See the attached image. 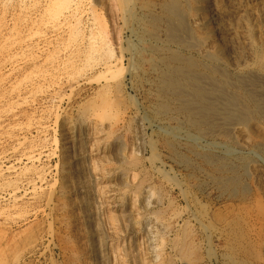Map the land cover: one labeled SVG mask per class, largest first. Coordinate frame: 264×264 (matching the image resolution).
<instances>
[{
	"label": "rangeland",
	"instance_id": "obj_1",
	"mask_svg": "<svg viewBox=\"0 0 264 264\" xmlns=\"http://www.w3.org/2000/svg\"><path fill=\"white\" fill-rule=\"evenodd\" d=\"M49 1L0 0V264H89V246L78 221V209L73 201L75 196L72 197V193L68 191L70 188L62 182V129L72 121L76 131L82 137L85 135L81 137L83 151L85 150L82 159L85 161L81 160V164L88 166L85 178H88L92 192L94 217L97 216L94 218V230L100 232V243H105V264H264V119L261 120L258 113L252 110L257 104L250 102L248 121L252 120L251 123H258L260 126L247 128L245 134L249 135L245 136L250 147L248 146L247 151L239 152L229 138L230 125L235 122L237 113L226 116L225 119V112L218 109L219 116L216 114L215 120L212 119L211 127L208 125L209 119L206 122V119L197 117L195 119L198 123L201 121V125L190 126L189 129L187 118L176 109V103L166 105L157 92V77L161 68L159 71L153 70L150 64L152 59L158 62L157 58H162L163 55H177L193 58L198 63L204 62V46L198 44V47L196 43H200L204 37L213 38V33L210 29L209 33L195 26L194 0H177L178 5L176 2L174 5L182 14L181 27L191 32L192 43L189 42L185 47L184 43L175 41L169 48L161 46L168 35L164 20L166 16L160 14L164 13L165 0H71L77 6L73 5V9L65 13L62 25L59 24L60 28L59 25L47 24ZM236 1L252 6L251 0ZM260 1L257 9L264 15V0L262 3ZM220 2L217 0V3ZM199 12L205 17L209 15V8L205 7ZM237 14L230 18V23L235 25H232L234 29L237 27L235 34L239 33L233 34L234 48L239 55L237 58L245 60L248 66L241 65L232 70L226 65H216V62L211 61L209 64L206 60L210 68L206 70L207 74H215V78L220 79V73L224 70V74L233 75V78L240 76L241 79H238L242 81L243 78L247 84L253 76L263 80L264 27L257 29V22L252 19L250 24L253 28L250 26L249 32L252 33L250 36L253 45H246L240 36L242 20L240 13ZM261 21L264 20H260L258 25ZM149 34L155 35L152 43L157 45L156 50L158 48L154 58L149 52V44L140 42V45L138 42L142 40L141 36ZM73 35L77 36L74 39L76 41L72 39ZM88 36H99L104 41L98 39L99 50L94 55L89 50L91 38ZM53 38L55 42L52 41ZM70 38L73 43H70L71 40L67 42ZM41 43L43 46H40ZM69 43L67 49L66 45ZM75 47L80 48L84 54ZM22 48L24 49L20 52ZM67 51L74 55L70 56ZM85 51L93 57H87ZM23 56H27V61ZM105 62L111 63L110 68L105 69ZM185 63L182 62L181 65L187 66ZM80 66L82 72L86 70L84 73L79 72ZM198 68L199 72L204 69L203 66ZM50 74H53L52 77ZM21 76L30 77L26 80ZM105 76L111 79L107 82ZM227 80L229 84L231 82L230 85L227 84L230 95L238 94L239 98H249L246 91L241 90L242 87L238 88L239 82L231 78ZM260 80L259 84L251 86L254 95H259L264 90V80ZM11 85H15V88ZM242 94H246L245 97ZM7 103L12 105L8 106ZM106 105H110V108ZM216 106L222 108L219 103ZM81 108L80 113L78 111ZM89 114L96 115V118H91ZM113 120L117 126L113 124ZM223 121L228 123L229 131ZM257 145L263 147V152L256 148ZM202 154L206 155V162L201 159ZM250 161L256 164L257 173L252 171L256 174L246 168ZM91 164L98 167L92 170L95 171L93 174L90 172L93 167ZM223 164L227 165L224 167ZM97 190H101V193ZM186 248L188 251L193 249L187 253Z\"/></svg>",
	"mask_w": 264,
	"mask_h": 264
},
{
	"label": "bare ground",
	"instance_id": "obj_2",
	"mask_svg": "<svg viewBox=\"0 0 264 264\" xmlns=\"http://www.w3.org/2000/svg\"><path fill=\"white\" fill-rule=\"evenodd\" d=\"M164 1V0H163ZM184 1V0H183ZM191 1V0H190ZM221 2H220V4L219 3H217V0H194V2H192L194 5V9H195V15L193 14V22H194V24H195V26L197 25V27L198 28H200V29H202V31L203 30H205V31H208L209 32V29L212 31V33H213V38H209V37H207V39H206V37H204V39L203 40H201L200 41V43L199 42H197V41H195V42H197L196 43V45L199 47V45L202 47V46H204V48L202 49L203 50V52H202V59H203V61L204 62H200V63H198L196 60H193V58H190V57H180V56H166V55H163V57L162 58H157V57H155V59L157 58V61L158 62H155L154 61V59H152L151 60V62H150V64H151V66H153V70H156V69H158V71H159V68H161V73H160V75H159V77H157L158 78V90L159 91H157L158 93H159V97L161 98V99H163V102L166 104V105H169V104H171V102H175L176 103V105H177V107H176V109L179 111V113L180 112H182V113H184L185 114V116H186V118H187V122L189 123H187L189 126V129H191V127L190 126H194V125H197V126H195V127H198L199 125H201V121H199V123L196 121L197 119H195V118H197V117H199V119L201 118V119H206V122H207V120L209 119V121H208V125H210V127H211V125L213 124V120H215V116H216V114L218 115V109H222V111L223 112H225L224 113V116L223 117H225V119H226V116H230V115H234V114H236L237 113V116L234 118V120H235V122L234 123H232L231 125H230V132H231V137L229 136V138H231L230 140H231V142L232 143H234L235 144V147L239 150V152L240 151H243V150H246L247 148H248V146L250 147V143H249V140L247 139V137L245 136V135H247V134H245L246 132H247V128H249L250 126H253V127H256L257 128V126L259 125L258 123H251V121L252 120H249L248 121V119H249V117H250V115H249V104H250V102H255V105L257 104V106L255 107V109H252V110H254V113L255 112H257L258 113V117H260V119L262 120V119H264V99L262 100L261 98H264V90L263 91H260L259 92V95H254V92H253V90L251 89L252 87V85H254L255 86V84H259L258 82H259V78L260 77H258V76H256V77H258V79L257 78H251V80H250V82L247 84L245 81H244V79L242 78V81L240 80L241 78H240V76H238V77H235V78H233V75L231 76V75H228L227 73H223V71H221V80L222 81H220V79H218V78H215V74L213 75V76H211V75H208L207 73V71L206 70H208V69H210V68H208V63H206V60H208V62H209V64H210V62L212 61L213 63H215L216 62V65L217 64H221V65H226L228 68H230V69H232V70H236L239 66L241 67V65H242V67L243 66H248L247 64H246V62H245V60H242V59H239V58H237V56H239L238 54H237V52H235V46H234V38H233V34H235V30L237 29V27L234 29V27H235V25H233V24H231L230 22H231V16H233V15H235V14H237V13H240V18H241V20H242V25L240 26V28H241V34H240V36H241V38H242V40H244V42L246 43V45H249V46H252L253 44H252V38H251V36L250 35H252V33L250 34V32H249V30L251 29V28H253V26L250 24L252 21V19L253 20H255V22H257V29H262L263 27H264V21H261V24L260 25H258L259 24V21L260 20H264L263 18H262V16H264V15H262L261 13H262V11H261V13H260V11L257 9V8H259V7H257V3L259 2V0H251V4H252V6H250V4L249 5H243L242 3H240V2H238V1H236V0H220ZM250 1V0H249ZM262 1V0H261ZM260 1V2H261ZM175 2H176V4H177V0H169V1H167L166 2V0L164 1V4H163V9H164V13H160V14H163V16L165 17V23H166V32H168V35L166 36V39H165V41L163 42V44H161V46H168V48H169V45H171L172 44V42H174V44H175V41H176V43H178V42H180V43H184L185 44V47L186 46H188V44H189V42H191V40H192V35L190 36V34H191V32H188V31H186V29H183L182 27H181V25L180 24H182V23H180V21H182L181 19V13H180V11H177L178 9H175L176 7L174 6L175 5ZM180 2V1H179ZM48 3V6H47V8H48V16H47V24L48 25H54V26H57V25H59V24H61L62 22H63V18H64V15H65V13L69 10V9H71L72 7H73V5H75V4H73V1H71V0H50L49 2H47ZM78 3V2H77ZM184 3H186V2H184ZM262 3V2H261ZM31 4V3H30ZM260 4V3H259ZM161 4H159V6H160ZM178 5V4H177ZM176 5V6H177ZM263 5V4H262ZM261 5V6H262ZM76 6H77V4H76ZM33 7V6H32ZM31 7V8H32ZM191 7V6H190ZM205 7H208L209 8V15H207V16H205V17H203V16H201L199 13V11L200 10H202L203 8H205ZM30 8V9H31ZM129 8V7H128ZM161 8V7H160ZM181 8V7H180ZM73 9V8H72ZM79 9V8H78ZM194 9H193V12H194ZM74 10H75V8H74ZM129 10H131L130 8H129ZM191 10H192V8H191ZM76 11V10H75ZM161 11V10H160ZM72 12V11H71ZM150 12V11H149ZM199 12V13H198ZM69 13V12H68ZM203 13V12H202ZM73 14H74V12H73ZM76 14V13H75ZM205 14V13H204ZM238 15V14H237ZM66 16V15H65ZM68 17H69V15H68ZM67 17V18H68ZM75 17V16H74ZM159 17V16H158ZM70 18V17H69ZM75 18H77V17H75ZM191 18V17H190ZM66 19V18H65ZM228 19V20H227ZM155 20V19H154ZM184 20V19H183ZM185 20H187L186 18H185ZM24 21V20H23ZM65 21V20H64ZM161 21V20H160ZM240 21V20H239ZM251 21V22H250ZM68 22H69V20H68ZM153 22V21H152ZM162 22V21H161ZM241 22V21H240ZM45 23V22H44ZM178 23V24H177ZM190 23V22H189ZM263 23V24H262ZM66 24H67V21H66ZM66 24H65V26H66ZM159 24V23H158ZM163 24H164V22H163ZM188 24V23H187ZM191 24H192V22H191ZM62 25V24H61ZM67 25H69V24H67ZM71 25V24H70ZM185 25V24H184ZM193 25V24H192ZM234 27H233V26ZM153 26V25H152ZM186 26V25H185ZM237 26V25H236ZM250 26H252L251 28H250ZM59 28H60V25L58 26ZM71 27V26H70ZM239 27V26H238ZM165 28V27H164ZM190 28V27H189ZM197 28V29H198ZM67 30V29H66ZM143 30H145V29H143ZM190 30V29H189ZM240 30V29H239ZM253 30V29H252ZM38 31V30H37ZM148 31H150V30H148ZM192 31V30H191ZM251 31V30H250ZM256 31V30H255ZM257 31H259V30H257ZM165 32V31H164ZM186 32V33H185ZM188 32V33H187ZM240 32V31H239ZM261 33H262V31H260ZM260 32H258L259 34H260ZM185 33V35H183ZM210 33V32H209ZM257 33V34H258ZM45 34V33H44ZM147 34V33H146ZM187 34V35H186ZM193 34V33H192ZM239 34V33H238ZM237 33L235 34V35H238ZM30 35V34H29ZM204 35V34H203ZM51 36V35H50ZM55 36V35H54ZM61 36V35H60ZM60 36H58V37H60ZM63 36V35H62ZM68 36V35H67ZM67 36H66V38H67ZM70 36V35H69ZM72 36V35H71ZM141 36V35H140ZM155 35H143V36H141L140 37V39H142V40H139L138 42H139V44H140V42H145V43H148L149 44V52H151V54H152V57L155 55L156 56V51L158 50V48H157V50L155 49L156 47L155 46H157V45H153V43H152V40L153 41H155V37H154ZM6 37H8V36H6ZM13 37V36H12ZM41 37V36H40ZM45 37V36H44ZM75 37H77V36H75ZM74 37V35H73V40L74 39H77V38H75ZM82 37V36H81ZM89 38H91V36H88ZM96 37H97V39H96ZM96 37H92L91 39H90V44H88L89 45V50L91 51V53L93 54V53H96V51H98L99 49H98V47H97V43H98V39L100 38L99 36H96ZM136 37H138V36H136ZM199 37H202L201 35L199 36ZM33 38V37H32ZM39 38V37H38ZM48 38H50V37H48ZM55 38H56V36H55ZM65 38V37H64ZM83 38V37H82ZM81 38V39H82ZM88 38V39H89ZM102 38V37H101ZM99 39L100 41H102V39ZM191 38V39H190ZM10 39V38H9ZM45 39H46V37H45ZM45 39H43V41L45 40ZM52 39V38H51ZM59 39V38H58ZM80 39V38H79ZM81 39H80V41H81ZM86 39H87V37H86ZM85 39V43H86V40ZM195 39V38H194ZM3 40V39H2ZM25 40V39H24ZM38 40V39H37ZM49 39H47V41H48ZM62 40V39H61ZM64 40V39H63ZM68 40H71V38L70 39H67V42H68ZM73 40H71V42L70 43H73L72 41ZM104 40V39H103ZM136 40H138V39H136ZM190 40V41H189ZM196 40V39H195ZM17 41V40H16ZM52 41H54V38H53V40ZM66 41V40H65ZM74 41H76V40H74ZM83 41V40H82ZM81 41V42H82ZM89 41V40H88ZM15 42V41H14ZM49 42V41H48ZM55 42V41H54ZM53 42V43H54ZM84 42V41H83ZM102 42H104V41H102ZM24 43V42H23ZM39 42H37V44H38ZM46 43V42H45ZM59 43V42H58ZM61 43V42H60ZM70 43L68 44V45H66L67 46V49H68V46L70 45ZM75 43V42H74ZM80 43V42H79ZM88 43V42H87ZM192 43V42H191ZM12 44V43H11ZM28 44V43H27ZM43 43H41V45L40 46H43L42 45ZM52 44V43H51ZM62 44V43H61ZM60 44V46L62 47L63 45H61ZM64 44V43H63ZM66 44V43H65ZM142 44V43H141ZM140 44V45H141ZM156 44V43H155ZM199 44V45H198ZM50 45V44H49ZM58 45V44H57ZM72 45V44H71ZM75 45V44H74ZM80 45V44H79ZM85 45V44H84ZM99 45H100V43H99ZM144 45V44H143ZM194 45V44H193ZM48 46V45H47ZM236 46H238V45H236ZM29 47V46H28ZM71 47V46H70ZM77 47H80V46H77ZM82 47V46H81ZM84 47V46H83ZM44 48V47H43ZM42 47H41V49H43ZM49 48V47H48ZM57 48H59V47H57ZM64 49H66L65 47H63ZM85 48V47H84ZM87 48V47H86ZM85 48V49H86ZM161 48V47H160ZM167 48V47H166ZM187 48H189V47H187ZM24 48H22V49H20V52H21V50H23ZM46 49H47V47H46ZM60 49V48H59ZM63 49V50H64ZM75 49H78V48H76L75 47ZM80 49V48H79ZM78 49V50H79ZM83 49V48H82ZM147 49V48H146ZM10 50V49H9ZM14 50H16V49H14ZM14 50H13V52H14ZM19 50V49H18ZM48 50V49H47ZM55 50H56V47H55ZM88 50V49H87ZM160 50V49H159ZM163 50V49H162ZM166 50V49H165ZM169 50V49H168ZM171 50V49H170ZM169 50V51H170ZM180 50V49H179ZM246 50H248V49H246ZM53 51V50H52ZM59 51H61V50H59ZM66 51V50H65ZM69 51H70V49H69ZM74 51V50H73ZM76 51V50H75ZM74 51V52H75ZM80 51V53H81V50H79ZM15 52H17V51H15ZM63 52V51H62ZM68 52V51H67ZM72 52V51H71ZM77 52V51H76ZM86 52L87 51H85V54H86ZM216 52V53H215ZM7 52H5V54H6ZM12 53V52H11ZM24 53V52H23ZM22 53V54H23ZM25 53H26V51H25ZM58 53V52H57ZM69 53V52H68ZM78 53V52H77ZM80 53H78L79 55H81ZM88 53H89V51H88ZM179 53V52H178ZM12 54H14V53H12ZM11 54V55H12ZM16 54V53H15ZM18 54V53H17ZM21 54V55H22ZM31 54V53H30ZM58 54H60V53H58ZM72 55H74L73 53H71ZM77 54V55H78ZM84 54V53H83ZM212 54V55H211ZM219 54V55H218ZM33 55V54H32ZM31 55V56H32ZM68 55V54H67ZM69 55H70V53H69ZM72 55H70V56H72ZM90 57H93V56H91V54H88ZM88 55L86 54V56L88 57ZM94 55V54H93ZM8 57H9V55H7ZM13 56V55H12ZM61 56V55H60ZM63 56V55H62ZM96 56V55H95ZM3 57V56H2ZM14 57V56H13ZM15 57H18V55H16ZM24 57V56H23ZM27 57V56H26ZM26 57H24L25 59H26ZM67 57V56H66ZM85 57V56H84ZM151 57V58H152ZM7 58V57H6ZM6 58H4L5 59V61H6ZM12 58V57H11ZM56 58V57H55ZM65 58V57H64ZM63 58V59H64ZM68 58V57H67ZM77 57L75 56V59H76ZM99 58V57H98ZM154 58V57H153ZM256 58V57H255ZM8 59V58H7ZM18 59V58H17ZM58 59V58H57ZM73 59V58H72ZM71 59V60H72ZM88 59V58H87ZM91 58H89L88 60H90ZM93 59V58H92ZM94 59H95V57H94ZM93 59V60H94ZM32 60V59H31ZM37 60H38V58H37ZM52 60V59H51ZM66 60V59H65ZM77 60V59H76ZM79 60H80V58H79ZM81 60H83L82 58H81ZM84 60H85V58H84ZM96 60V59H95ZM100 60V59H99ZM148 60H150V59H148ZM201 60V59H200ZM4 61V62H5ZM18 61V60H17ZM26 61H27V59H26ZM30 61V60H29ZM28 61V62H29ZM46 61V60H45ZM48 61V60H47ZM58 61V60H57ZM62 61V60H61ZM64 61V60H63ZM68 61V60H67ZM195 61V62H194ZM21 62V61H20ZM53 62V61H52ZM74 62H78V61H75L74 60ZM82 62V61H81ZM89 62V61H88ZM99 62V61H98ZM111 62V61H110ZM149 62V61H148ZM173 62H178V63H180V64H177V65H175V63L173 64ZM182 62H186L187 63V66H183V65H181V63ZM211 62V63H212ZM3 63V62H2ZM7 63V62H6ZM33 63V62H32ZM43 63V62H42ZM64 63V62H63ZM62 63V64H63ZM95 63V62H94ZM147 63V62H146ZM185 63V64H186ZM17 64V63H16ZM16 64H15V66H16ZM72 64V63H71ZM75 64V63H74ZM77 64V63H76ZM90 64V63H89ZM93 64V63H92ZM112 64H113V62H112ZM13 65V64H12ZM11 65V66H12ZM21 65V64H20ZM41 65V64H40ZM64 65H65V63H64ZM91 65V64H90ZM99 65H101V63L99 64ZM212 65V64H211ZM10 66V67H11ZM56 66V65H55ZM62 66V65H61ZM92 66V65H91ZM95 66V65H94ZM110 66H111V63H104V67H105V69H107V68H110ZM203 66V71H202V69H201V72H199L198 71V67H202ZM213 66V65H212ZM18 67H19V64H18ZM58 67V66H57ZM63 67H65V66H63ZM86 67H88V66H86ZM90 67V66H89ZM210 67V66H209ZM214 67V66H213ZM217 67H219V66H217ZM221 67V66H220ZM12 68V67H11ZM17 68V67H16ZM82 67L80 66V68H79V70L81 69ZM99 68V67H98ZM97 68V69H98ZM112 68V67H111ZM198 68V69H197ZM216 68V67H215ZM223 68V67H222ZM246 68V67H245ZM254 68V67H253ZM57 68H55V70H56ZM63 69V68H62ZM67 69V68H66ZM88 69V68H87ZM92 69L94 70V68L92 67ZM101 69V68H100ZM196 69V70H195ZM248 69V68H247ZM256 69V68H255ZM14 70V69H13ZM12 70V71H13ZM21 70V69H20ZM59 70V69H58ZM61 70V69H60ZM78 70V71H79ZM89 70V69H88ZM92 70V71H93ZM110 70V69H109ZM108 70V71H109ZM212 70V69H211ZM240 70V69H239ZM253 69H251V71H252ZM64 71H65V69H64ZM67 71V70H66ZM70 71V70H69ZM74 71H76V70H74ZM77 71V72H78ZM86 70H84V72H85ZM91 71V70H90ZM111 71V70H110ZM157 71V70H156ZM228 71V70H227ZM230 71V70H229ZM264 71V70H263ZM29 72V71H28ZM47 72V71H46ZM49 72V71H48ZM61 72V71H60ZM71 72V71H70ZM70 72H69V74H70ZM72 72H73V69H72ZM80 73H84V72H82L81 70L79 71ZM78 72V73H79ZM213 72V71H212ZM225 72V71H224ZM250 72V71H249ZM249 72H248V74L247 75H249ZM253 72V71H252ZM256 72V71H255ZM260 72V71H259ZM50 73V72H49ZM105 73V72H104ZM126 73V72H125ZM235 73V72H234ZM28 74V73H27ZM39 74V73H38ZM41 74V73H40ZM47 74V73H46ZM57 74V73H56ZM56 74H54V75H56ZM65 74V73H64ZM88 74V73H87ZM91 74V73H90ZM93 74V73H92ZM20 75V74H19ZM25 75V74H24ZM33 74H30V76H32ZM45 75V74H44ZM52 75L53 74H50V76L52 77ZM68 75V74H67ZM85 75V74H84ZM95 75V74H94ZM94 75H92V76H94ZM122 75H124V74H122ZM219 75V74H218ZM239 75V74H238ZM259 75V74H258ZM4 76V75H3ZM26 76V75H25ZM30 76H28V77H30ZM34 76H37V75H34ZM33 76V77H34ZM40 76V75H39ZM38 76V77H39ZM43 76V75H42ZM47 76V75H46ZM89 76V75H88ZM243 76H244V74H243ZM22 77V76H21ZM27 77V78H28ZM84 77H87V76H84ZM91 77V76H90ZM242 77V76H241ZM251 77V76H250ZM263 77V76H262ZM23 79L24 78H26V77H22ZM27 78H26V80H27ZM44 78V77H43ZM50 78V77H49ZM82 78V77H81ZM101 78V77H100ZM105 78H106V80H107V82L109 81L108 79H111V78H108L107 76H105ZM232 79L233 81L234 80H236L237 81V83L239 82L240 83V86L239 85H237V86H239L238 88H241V90L243 89L244 91H246V94H248V96H249V98L248 99H246V97H245V95L244 94H242V95H244V97H245V99L244 98H239L236 94H233V95H230V93H229V89H227V87H228V85L227 84H229L228 83V81L229 80H227V79ZM238 78H240V79H238ZM247 78V77H246ZM2 79V78H1ZM19 79V78H18ZM21 79V78H20ZM38 79V78H37ZM48 79V78H47ZM84 80H85V78H83ZM103 79V78H102ZM249 79V78H248ZM29 80V79H28ZM44 80V79H43ZM51 80H53V78L51 79ZM86 80H87V78H86ZM97 80V79H96ZM95 80V81H96ZM99 80V79H98ZM104 80V79H103ZM106 80H105V83H107L106 82ZM246 80V79H245ZM264 80V79H263ZM262 79L260 80V81H263ZM24 82H25V80H23ZM31 81V80H30ZM33 81V80H32ZM39 81V80H38ZM41 81V80H40ZM45 81V80H44ZM117 81V80H116ZM22 82V81H21ZM36 82V81H35ZM155 82V81H154ZM28 83V82H27ZM87 83V82H86ZM104 83V84H105ZM16 84V83H15ZM18 84V83H17ZM16 84V85H17ZM24 84V83H23ZM26 84V83H25ZM89 84H91V82H89ZM230 84H231V82H230ZM229 84V85H230ZM22 85V84H21ZM29 85V84H28ZM33 85V84H32ZM31 85V86H32ZM37 85V84H36ZM55 85H57V83L55 84ZM12 86V85H11ZM13 86H15V85H13ZM12 86V87H13ZM89 86V85H88ZM236 86V87H237ZM19 87V86H18ZM28 87V86H27ZM26 87V88H27ZM33 87V86H32ZM47 87V86H46ZM104 87V86H103ZM108 87H109V85H108ZM11 88V87H10ZM13 88H15V87H13ZM12 88V89H13ZM35 88V87H34ZM39 88V87H38ZM19 89V88H18ZM21 89V88H20ZM231 89V88H230ZM233 89V88H232ZM17 90V89H16ZM12 91V90H11ZM20 91V90H19ZM29 91V90H28ZM34 91V90H33ZM32 91V92H33ZM231 92V91H230ZM233 92V91H232ZM236 92V91H235ZM234 92V93H235ZM238 92V91H237ZM29 93H30V91H29ZM53 93V92H52ZM55 93H56V91H55ZM58 93V92H57ZM98 93V92H97ZM106 93H108V92H106ZM239 93V92H238ZM256 93V92H255ZM18 94H19V92H18ZM25 94V96L27 95L26 93H24ZM99 94H101V93H99ZM1 95V94H0ZM4 95V94H3ZM9 95V94H8ZM13 95V94H12ZM21 94H19V96H20ZM107 95V94H106ZM105 95V96H106ZM24 96V95H23ZM3 97V96H2ZM255 97V98H254ZM260 97V98H259ZM6 98V97H5ZM15 98V97H14ZM20 98V97H19ZM23 98V97H22ZM103 98L105 99L106 97H104V95H103ZM24 99V98H23ZM29 99V98H28ZM27 99V100H28ZM69 99V98H68ZM160 99V100H161ZM26 100V99H25ZM35 100V99H34ZM113 100H115V98L113 99ZM252 100V101H251ZM261 100L263 101V102H261ZM20 101V100H19ZM92 101V100H91ZM98 101V100H97ZM104 101H106V103H107V100H104ZM7 102V101H6ZM16 102V101H15ZM78 102V101H77ZM83 102V101H82ZM100 102V101H99ZM109 102V101H108ZM115 102H116V100H115ZM249 102V103H248ZM0 103H1V101H0ZM8 103H10V102H8ZM8 103H7V105H8ZM11 103H12V101H11ZM23 103V102H22ZM25 103V102H24ZM23 103V104H24ZM40 103V102H39ZM83 103H85V102H83ZM97 103V102H96ZM101 103V102H100ZM159 103H161V102H159ZM163 103V104H164ZM218 103L219 104H221L222 105V108L220 107V106H216V105H218ZM27 104V103H26ZM12 104H10V105H8V106H11ZM22 105V104H21ZM81 105H82V103H81ZM85 105H86V103H85ZM101 105H103V104H101ZM111 105V104H110ZM110 105H106L107 107H109L110 108ZM171 105H173V103L171 104ZM7 106V107H8ZM15 106V105H14ZM18 106H20V105H18ZM17 106V107H18ZM87 106H88V104H87ZM86 106V107H87ZM89 106H90V104H89ZM113 106V105H112ZM117 106V105H116ZM27 107V106H26ZM39 107H41V106H39ZM74 107V106H73ZM77 107H78V105H77ZM92 107V106H91ZM96 107V106H95ZM115 107V106H114ZM118 107V106H117ZM161 107V106H160ZM163 107V106H162ZM165 107H169V106H165ZM240 107H244L243 109L242 108H240ZM254 107V106H253ZM4 108H6V106H4ZM84 108H85V106H84ZM111 108H113V107H111ZM10 109H12L11 107H10ZM36 109V108H35ZM93 109H95L94 108V106H93ZM107 109V108H106ZM125 109V108H124ZM175 109V110H176ZM12 110H14V109H12ZM28 110V109H27ZM74 110H76V108L74 109ZM77 110H79V109H77ZM85 110V109H84ZM86 110H87V108H86ZM105 110V109H104ZM116 110V109H115ZM122 110V109H121ZM251 110V111H252ZM10 111V110H9ZM24 111H26V110H24ZM29 111V110H28ZM34 111V110H33ZM37 111H38V109H37ZM96 111H97V108H96ZM95 111V112H96ZM109 111H111V110H109ZM114 111V110H113ZM167 111H168V109H167ZM221 111V110H220ZM6 112V111H5ZM10 112H12V111H10ZM23 112V111H22ZM78 112H82V108H81V110H79ZM93 112V111H92ZM94 112V113H95ZM106 112H107V110H106ZM117 112H118V110H117ZM32 113V112H31ZM77 113V112H76ZM97 113V112H96ZM100 113V112H99ZM102 113V115H105V113H103V112H101ZM220 113H222V112H220ZM78 114V113H77ZM111 114H113V113H111ZM119 114H122V113H119ZM124 114V113H123ZM158 114V113H157ZM253 114V113H252ZM43 115V114H42ZM82 115V114H81ZM84 115V114H83ZM85 115H86V113H85ZM84 115V116H85ZM90 116L92 115V114H89ZM165 115V114H164ZM14 116V115H13ZM17 116V115H16ZM31 116V115H30ZM69 116V115H68ZM77 117H78V115H76ZM80 116V115H79ZM100 115H98V117H99ZM113 116V115H112ZM117 116V115H116ZM219 116V115H218ZM222 116V115H221ZM247 116H248V118H247ZM257 116V115H256ZM27 117V116H26ZM28 117H29V115H28ZM38 117V116H37ZM70 118H71V116H69ZM87 117V116H86ZM92 117H95L96 118V115L94 116H91V118ZM106 117V119L108 118L107 116H105ZM104 117V118H105ZM183 117V116H182ZM13 118V117H12ZM30 118V117H29ZM32 118V117H31ZM36 118V117H35ZM81 118V117H80ZM85 118V117H84ZM88 118H90V117H88ZM109 118H112L111 116H109ZM115 118V117H114ZM222 118V117H221ZM221 118H219V120L221 119ZM230 118V117H229ZM233 117H231V119H232ZM247 118V119H246ZM69 119V118H68ZM76 119V118H75ZM87 119V118H86ZM85 119V120H86ZM98 119H102V118H98ZM97 119V120H98ZM117 119V118H116ZM198 119V120H199ZM213 119V120H212ZM246 119V120H245ZM19 120V119H18ZM67 120V119H66ZM84 119H83V121H85ZM103 120V119H102ZM112 120V119H111ZM110 120V121H111ZM212 120V121H211ZM221 120H224V118H222ZM70 121V120H69ZM83 121H81V122H83ZM86 121H88V120H86ZM104 121V120H103ZM106 121V120H105ZM104 121V122H105ZM120 121V120H119ZM177 121V120H176ZM226 121V120H225ZM225 121H223L224 122V124L225 125H227V130L229 129L228 128V123H225ZM228 122L230 121V120H227ZM5 122V121H4ZM16 122V121H15ZM30 122V121H29ZM71 122V121H70ZM72 122H74V121H72ZM71 122V123H72ZM108 122H109V120H108ZM113 122H114V120H113ZM205 122V123H206ZM66 124V126L65 127H63V129H62V142H61V146H62V152H61V154H62V157H63V166H62V170H61V172H62V182H63V184L65 185V186H67V187H69L70 188V190H68V188H67V190L68 191H70L71 193H72V197H74L75 196V200H73V201H75V206H76V208L78 209V221H80V224H81V228H82V230H83V232H84V234H85V238L84 239H86L87 241H86V243L88 242V244H87V246H89V255H88V257H89V264H105L104 262V258H103V252H105V247H104V245H105V243L102 245L101 243H100V241H99V238H100V236H99V234L98 233H100V232H97V231H95L94 230V222L96 221V219H95V221H94V218H96V217H94V211H93V206H94V204L92 203V199H91V197H92V192H91V190L89 189V185H88V181H87V179L85 178V175H86V171L88 170L87 168H88V166L86 167L85 166V164H84V166L81 164L82 162H81V160L84 158V151H83V146H82V139H81V135L76 131V129H75V127H74V125L73 124ZM78 123V122H77ZM100 123V122H99ZM103 122L101 121V124H102ZM118 123V122H117ZM217 124L219 123V122H216ZM4 124V123H3ZM12 124V123H11ZM15 124H18V123H15ZM21 124V123H20ZM20 124H19V130L21 129L20 128ZM38 124V123H37ZM83 124V123H82ZM110 124V123H109ZM113 124H115V122L113 123ZM128 124V123H127ZM220 124V123H219ZM230 124V123H229ZM116 125V124H115ZM122 125V124H121ZM130 125V124H129ZM12 126V125H11ZM16 127H17V125H15ZM80 126V125H79ZM88 126V125H87ZM110 126V125H109ZM117 126V125H116ZM178 126V125H177ZM215 126V125H214ZM221 126V125H220ZM224 126V125H223ZM260 126V125H259ZM6 127V126H5ZM4 127V128H5ZM31 127V126H30ZM181 127V126H180ZM216 127V129H217V126H215ZM262 127V126H261ZM11 128V127H10ZM80 128V127H79ZM82 128V127H81ZM109 128H111V126L109 127ZM201 128V127H200ZM219 128H221V127H219ZM256 128H253V129H255V130H257ZM263 128V127H262ZM15 129V128H14ZM113 129V128H112ZM116 129V128H115ZM193 129V128H192ZM212 129V128H211ZM251 129V128H250ZM3 130H5V129H3ZM17 130V129H16ZM1 131V130H0ZM9 131V130H8ZM110 131H111V129H110ZM110 131H109V133H110ZM115 131V130H114ZM117 131V130H116ZM173 131H174V129H173ZM195 131V130H194ZM213 131H215V130H213ZM218 131V130H217ZM216 131V132H217ZM224 131V130H223ZM229 131V130H228ZM87 132V131H86ZM113 132V131H112ZM111 132V133H112ZM172 132V131H171ZM210 132V131H209ZM209 132H208V134H209ZM212 132V131H211ZM2 133H4L3 131H2ZM85 133V132H84ZM97 133V132H96ZM113 133H115V132H113ZM117 133V132H116ZM214 133V132H213ZM221 133V132H220ZM219 133V134H220ZM242 133V134H241ZM249 133V132H248ZM7 134H8V132H7ZM23 134V133H22ZM87 134V133H86ZM172 134V133H171ZM198 134V133H197ZM200 134V133H199ZM202 134V133H201ZM204 134V133H203ZM5 135V134H4ZM91 135V134H90ZM90 135H88V136H90ZM95 135V134H94ZM189 135V132H187V136ZM205 135V134H204ZM249 135V134H248ZM247 135V136H248ZM0 136H2L1 134H0ZM6 136V135H5ZM9 136V135H8ZM14 136V135H13ZM12 135H11V137H13ZM15 136H17V135H15ZM23 136V135H22ZM85 136V135H84ZM83 136V137H84ZM117 136V135H116ZM217 136V135H216ZM82 137V138H83ZM87 137V136H86ZM190 137V136H189ZM9 138H10V136H9ZM17 138V137H16ZM19 138V137H18ZM24 139V138H23ZM27 139V138H26ZM178 139V138H177ZM201 139V138H200ZM257 139H259V138H257ZM95 140H96V138H95ZM19 141V140H18ZM26 141V140H25ZM117 141V140H116ZM198 141H200V140H198ZM0 142H1V140H0ZM42 143H43V141H41ZM94 142H96V141H94ZM18 143V142H17ZM20 143H21V141H20ZM19 143V144H20ZM22 143H23V141H22ZM42 143H40V144H42ZM170 143V142H169ZM30 144H31V142H30ZM171 144V143H170ZM259 144V143H258ZM262 145V144H261ZM19 146H21V145H19ZM33 146V145H32ZM38 146V145H37ZM173 146V145H172ZM22 147V146H21ZM34 147H36L35 145H34ZM40 147V146H39ZM43 147V146H42ZM90 147V146H89ZM264 147V146H263ZM262 147V148H263ZM44 148V147H43ZM212 148V147H211ZM254 148V147H253ZM252 148V149H253ZM256 148H258V149H260L262 152H263V149L261 148V146L259 147V145H257L256 146ZM16 149H18V148H15V150ZM25 149V148H24ZM29 149V148H28ZM46 149V148H45ZM21 150H23V149H21ZM20 150V151H21ZM32 150V149H31ZM231 150V149H230ZM251 150V149H250ZM249 150V151H250ZM259 150V151H260ZM13 151V150H12ZM24 151V150H23ZM91 151V150H90ZM247 151V150H246ZM252 151V150H251ZM250 151V152H251ZM22 152V151H21ZM33 152V151H32ZM37 152H40V151H38L37 150ZM47 152V151H46ZM205 152V151H204ZM25 153V152H24ZM35 153V152H34ZM87 153V152H86ZM85 153V154H86ZM201 153V152H200ZM261 153V152H260ZM264 153V152H263ZM262 153V154H263ZM30 153L28 152V155H29ZM88 154V153H87ZM192 154V153H191ZM1 155V154H0ZM27 155V154H26ZM39 156V155H38ZM89 156V155H88ZM213 156V155H212ZM217 156V155H216ZM222 156H224V155H222ZM221 156V157H222ZM35 157V156H34ZM40 157V156H39ZM86 157V156H85ZM200 157H201V159L203 158L204 160H205V162H206V155H204V154H202V155H200ZM220 157V158H221ZM36 158V157H35ZM217 158V157H216ZM226 158V157H225ZM234 158V157H233ZM5 159V158H4ZM19 159H21V158H19ZM29 159V158H28ZM31 159V158H30ZM131 159V158H130ZM183 159H185V158H183ZM27 160V159H26ZM88 160V159H87ZM211 160V159H210ZM31 161V160H30ZM29 161V162H30ZM33 161V160H32ZM40 161V160H39ZM82 161H85V160H82ZM88 161H90V160H88ZM93 161V160H92ZM119 161V160H118ZM183 161V160H182ZM215 161H216V164H217V160L215 159ZM34 162V161H33ZM36 162V161H35ZM184 162V161H183ZM129 163V162H128ZM212 162H210V164H211ZM214 163V162H213ZM126 164V163H125ZM222 164V163H221ZM92 165V164H91ZM127 165V164H126ZM215 165V164H214ZM227 165V164H226ZM226 165H222V166H226ZM256 165V164H255ZM255 165H254V162H252V161H250V162H248L247 163V165H246V168L248 169V170H250L251 169V172L252 171H254V172H256L257 173V171H256V169H255ZM93 166V165H92ZM94 166H96V165H94ZM91 167V171L90 172H92V170H95V168H98V167ZM216 166V165H215ZM217 167V166H216ZM219 167H221V166H219ZM218 167V168H219ZM250 167H252V168H250ZM92 168H94V169H92ZM13 169V168H12ZM90 169V168H89ZM229 169V168H228ZM232 169H234V168H232ZM255 169V170H254ZM97 170V169H96ZM215 170V169H214ZM220 170V169H219ZM225 170H227V169H225ZM235 170V169H234ZM232 171V170H231ZM259 171V170H258ZM25 172V171H24ZM235 172V171H234ZM249 172V171H248ZM254 172H252V173H254ZM17 173V172H16ZM15 173V174H16ZM87 173H88V171H87ZM93 173H95V171L94 172H92V174ZM256 173H254V174H256ZM259 173V172H258ZM95 175V174H94ZM211 176V175H210ZM257 176H259V175H257ZM260 177V176H259ZM237 178V177H236ZM262 178V177H261ZM231 179V178H230ZM259 179L257 178V181H258ZM8 184H9V182H7ZM89 183H91V182H89ZM96 183V182H95ZM220 183V182H219ZM259 183V182H258ZM226 184V183H225ZM28 185V184H27ZM139 185V184H138ZM223 185V184H222ZM94 186V185H93ZM99 186V185H98ZM137 186V185H136ZM262 186V185H261ZM264 187V186H263ZM263 187H261V188H263ZM25 188V187H24ZM32 188V187H31ZM98 188V187H97ZM100 188V187H99ZM104 188V187H103ZM139 188V187H138ZM137 188V189H138ZM141 189V188H140ZM264 189V188H263ZM18 190V189H17ZM64 191V190H63ZM96 191V190H95ZM101 191V190H100ZM100 191H98L97 190V192H100ZM141 191V190H140ZM146 191V190H145ZM96 193V192H95ZM101 193V192H100ZM151 193V192H150ZM11 194V193H10ZM98 194V196H100L101 197V195H99V193H97ZM103 196V195H102ZM93 198H95V197H93ZM100 199V198H99ZM94 201H95V199H94ZM95 203V202H94ZM103 204V203H102ZM105 205H107V204H105ZM109 206V205H108ZM97 207H95V209H96ZM98 212V211H97ZM98 214V213H97ZM111 216V215H110ZM95 224H96V222H95ZM264 225V224H263ZM262 226V225H261ZM264 229V228H263ZM97 230V229H96ZM264 235V234H263ZM182 239V238H181ZM101 240V239H100ZM177 240V239H176ZM85 241V240H84ZM102 242V241H101ZM147 242V241H146ZM176 242V241H175ZM183 242H184V239H183ZM179 243H182V242H180L179 241ZM110 244V243H109ZM174 244V243H173ZM176 244V243H175ZM188 244V243H187ZM191 244V243H190ZM177 245H179V244H177ZM181 246V245H180ZM183 246V245H182ZM190 246V245H189ZM262 246V245H261ZM175 247V246H174ZM187 247H188V245H187ZM191 247H192V245H191ZM183 248H185L184 246H183ZM190 248V247H189ZM188 248V249H189ZM178 249V248H177ZM193 249V248H192ZM191 249V250H192ZM109 250H111V249H109ZM184 250V249H183ZM183 250H181V251H183ZM186 250H187V248H186ZM191 250H187L188 252L187 253H189ZM180 252V251H179ZM263 253V252H262ZM113 254V253H112ZM182 254V253H181ZM184 254H185V252H184ZM191 254V253H190ZM261 254V253H260ZM86 255V256H87ZM157 255V254H156ZM188 255V254H187ZM185 257H187V256H185ZM191 257V256H190ZM121 258V257H120ZM117 259V258H116ZM119 259V258H118ZM115 260V259H114ZM119 261V260H118ZM153 261V260H152ZM262 261V260H261ZM190 262V261H189ZM113 263H115V262H113ZM187 263V262H186Z\"/></svg>",
	"mask_w": 264,
	"mask_h": 264
}]
</instances>
